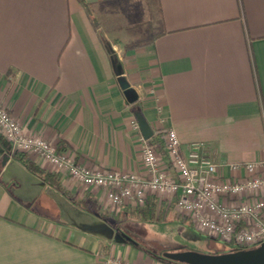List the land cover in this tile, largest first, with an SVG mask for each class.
Returning <instances> with one entry per match:
<instances>
[{"label": "crops", "instance_id": "crops-1", "mask_svg": "<svg viewBox=\"0 0 264 264\" xmlns=\"http://www.w3.org/2000/svg\"><path fill=\"white\" fill-rule=\"evenodd\" d=\"M83 1L109 19L115 13L107 5L129 0ZM139 1L151 12L152 21L144 22L155 32L128 48L122 38H106L78 0H0V104L26 134L69 150L81 165L141 172L142 135L131 126L136 113L150 126L165 163L157 106L182 152L203 143L219 163L263 158L264 0ZM116 39L124 47L116 56L121 76L137 94L133 103L118 85L114 54L104 47ZM36 164L58 175L66 196L13 155L0 164V264H101L109 254L165 264L153 253L112 243L114 236L108 242L81 231L77 224L92 220L112 227L116 212L102 190ZM71 201H85L89 212ZM132 209L119 214L134 216ZM168 211L190 223L163 202L162 218Z\"/></svg>", "mask_w": 264, "mask_h": 264}, {"label": "built area", "instance_id": "built-area-1", "mask_svg": "<svg viewBox=\"0 0 264 264\" xmlns=\"http://www.w3.org/2000/svg\"><path fill=\"white\" fill-rule=\"evenodd\" d=\"M167 161L163 163L148 139L141 141V172L81 165L69 150H57L39 135H29L0 104V137L7 156L24 154L66 175L84 187L102 190L113 212L142 207L149 197L172 206L205 237L237 250L264 243V157L241 163H219L203 143L185 152L174 130L164 127L162 108L156 107ZM131 126L139 129L135 119ZM36 162V163H37ZM101 264H136L109 254Z\"/></svg>", "mask_w": 264, "mask_h": 264}, {"label": "rangeland", "instance_id": "rangeland-1", "mask_svg": "<svg viewBox=\"0 0 264 264\" xmlns=\"http://www.w3.org/2000/svg\"><path fill=\"white\" fill-rule=\"evenodd\" d=\"M107 8L112 10L113 14L115 13L114 16L106 19L107 14L103 12L104 14L101 15L102 11L100 10H94L93 16H95L101 30L106 32L105 37L109 40L116 36L122 38V45L136 44L135 42L148 40L155 32V28L150 26L152 22H144L150 19L152 21L151 12H147L145 3L139 0L121 1L109 4L105 9L107 10ZM146 13H148L147 19L145 17ZM140 19L143 21L141 24ZM106 43L110 47L116 45L114 41L113 45L107 40ZM116 46L113 50L111 49L112 54L121 56L124 47ZM116 213L112 216L110 222L111 226L118 230L114 233V238L122 233L129 240L155 256H162L176 251H191L212 255L230 252L231 250L218 241L205 237L194 229L190 223L175 219L173 211H168L160 220H144L138 216L129 215L122 217V214H119L120 210ZM176 216L180 218L179 214Z\"/></svg>", "mask_w": 264, "mask_h": 264}, {"label": "water", "instance_id": "water-1", "mask_svg": "<svg viewBox=\"0 0 264 264\" xmlns=\"http://www.w3.org/2000/svg\"><path fill=\"white\" fill-rule=\"evenodd\" d=\"M117 57L112 55L111 62L114 72L117 75V82L123 95L128 103H133L137 100L135 90L129 86L126 79L121 76V69L119 65L115 64ZM135 120L138 124L139 131L144 139H149L152 136V131L144 117L136 113ZM3 148L0 147L1 166H4L8 161L7 154H3ZM14 164L11 161L9 165ZM43 184V182H41ZM77 227L85 233L92 234L101 239L110 242L113 239L115 229L101 220L85 221L77 224ZM169 261L177 264H264V243L253 249L236 250L230 252H223L218 254H202L191 251H176L162 255Z\"/></svg>", "mask_w": 264, "mask_h": 264}, {"label": "trees", "instance_id": "trees-1", "mask_svg": "<svg viewBox=\"0 0 264 264\" xmlns=\"http://www.w3.org/2000/svg\"><path fill=\"white\" fill-rule=\"evenodd\" d=\"M79 3L81 4V6L83 7V9L86 11V13L89 16H93L94 15V11L91 7V5H89L88 3H85L83 0H78ZM93 21V23L97 24L96 22V18L95 16L91 19ZM115 44H118L119 41L115 40L114 41ZM136 44H140L139 42ZM128 48H131L132 46H134V44H130V45H125ZM104 47L107 51V53L109 54V56L111 57L112 51H111V47L110 45H108L107 43L104 42ZM116 65H119L118 61H115ZM148 141L150 142V144L154 145L152 138L148 139ZM0 144L6 148V146L3 143V139L0 137ZM155 146V145H154ZM64 148V147H63ZM57 150H64L62 148H57ZM14 158L25 168L26 171H28L30 174L40 178L41 180H43L49 187H52L54 189H56L61 195L66 196V193L63 191L61 185H60V180L58 178V175L49 171H44L41 168L38 167V165L31 161L30 159H28L24 154H15ZM71 203L76 207L82 209L85 212H89V206L88 203H86L85 201H71ZM163 202H158L156 199L154 198H150L147 199L145 204L142 207L139 208H133L132 209V214L134 216H138L144 220H160L162 218L161 215V204ZM172 206H169L168 208H170ZM101 218L105 219V215H100ZM108 221V220H107ZM111 221V220H110ZM112 243L115 244H129L132 245L134 247L140 248L141 250L148 252L146 249L139 247L137 244H135L133 241L129 240L126 236H124L122 233L119 236L114 238L112 240ZM230 251H236L237 249L234 248H230ZM109 252H107L106 254H108ZM156 259H158L159 261H161L162 263L165 264H177L175 262L169 261L166 258H164L163 256H155L153 255Z\"/></svg>", "mask_w": 264, "mask_h": 264}]
</instances>
